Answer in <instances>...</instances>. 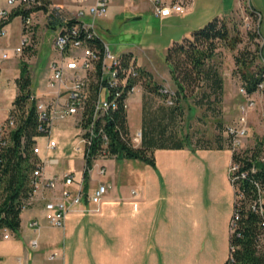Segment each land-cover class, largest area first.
Listing matches in <instances>:
<instances>
[{
    "label": "crops",
    "instance_id": "0c3cea01",
    "mask_svg": "<svg viewBox=\"0 0 264 264\" xmlns=\"http://www.w3.org/2000/svg\"><path fill=\"white\" fill-rule=\"evenodd\" d=\"M139 1L109 0L103 17L114 21L117 16L153 12L152 0ZM240 1L232 0L229 7L222 5L223 14L219 12L218 17L231 15L239 7ZM0 6L5 7L6 1L0 0ZM193 6L194 0L184 12L159 18L166 22L165 27L170 28L173 16L188 15ZM204 9V15H207L208 9ZM38 17L36 33L44 26L41 16ZM18 24L21 38L20 18ZM194 29L191 25L184 26L178 37L171 36L166 40V49L174 41L190 36ZM45 30L49 32L44 26ZM95 30L100 37L97 26ZM3 52L8 55L6 58H1ZM123 53H130L137 62L130 49ZM13 54L10 56L8 50L0 45V88L13 91L12 101L18 90L16 78L20 63L24 60L20 57L21 53ZM30 59L24 61L31 78V92L37 98H46L49 91L43 86V81L46 82L50 74L48 61L38 78L39 86L33 87L32 83L36 80L34 67L38 58ZM137 64L150 72L154 80L169 86L170 73L161 72L157 76L144 65ZM156 99L157 96L141 85L128 97V131L130 136L136 131L141 132L140 139L134 142L136 146L141 143L142 130L146 131L142 120L144 102L155 109L162 102ZM12 101L9 107H3L0 120L5 117V111L12 107ZM185 104L184 124L189 118L197 121L202 117L198 115L200 106L190 101ZM77 133L76 118L73 116L56 121L48 135L36 137L35 144L40 149L36 158L38 162L56 159L57 162L46 165L43 172L48 176H57L58 183L54 189L37 192L31 204L21 210L19 229L11 230L8 238H0V264H39V257L58 259L57 264H224L229 250V221L234 204V191L227 174L232 161V151L228 145L218 147L214 137H200L192 142V136L184 127L182 133L188 135L184 145L180 148H155L154 166L135 158H116L113 155L97 157L88 177L84 179V157L76 154L72 148ZM48 139L56 143L55 148L47 147ZM77 161L80 162L79 166H76ZM101 166L105 167L104 173L99 172ZM67 172L74 176L72 190L80 181L85 192L92 191L99 183L107 184V192L98 205V211L92 210L95 204L84 200L72 207L64 226L58 227L50 225L45 219L43 206L46 199L60 195L62 177ZM132 190L136 191L135 195H132ZM24 210L27 212L23 213ZM33 219L40 222L37 249L29 246V239L36 235L34 227L30 226ZM45 229L47 231L43 232ZM30 251L33 252L32 256ZM53 252L56 253L55 258L48 259V254Z\"/></svg>",
    "mask_w": 264,
    "mask_h": 264
},
{
    "label": "trees",
    "instance_id": "16d2710c",
    "mask_svg": "<svg viewBox=\"0 0 264 264\" xmlns=\"http://www.w3.org/2000/svg\"><path fill=\"white\" fill-rule=\"evenodd\" d=\"M252 13L258 11L250 5ZM27 11L13 9L8 22L19 14ZM224 17H214L205 25L194 29L190 36L174 41L166 49L165 60L169 68L171 80L175 88L171 96L172 103H167L168 93L161 91L166 86L152 78L150 72L137 64V76H132L130 82L137 83L153 96L160 97L155 109L143 105L142 140L136 146L131 141L128 131L126 108L123 107L124 95L117 97L116 108H109L102 115L93 117L94 99L97 95V81L91 79L89 96L84 111V126L94 120L95 134L89 146L90 155L84 157L83 175L86 179L96 155L106 150L109 156L116 158H135L155 165V148H180L186 142L187 134H183L179 122L183 117V102H188V91L193 87H205V91L194 103L198 106L212 105V94L218 98L222 92V78L214 64L207 63L215 54L218 40H228L230 29L223 20ZM258 32V30H257ZM237 40V39H236ZM96 46L102 49V40L96 38ZM101 53V50L99 51ZM132 55L122 56L123 65H127ZM262 57V56H261ZM246 64V61L243 62ZM240 69L242 84L249 92L253 91L263 68L260 63L253 70L248 66ZM100 71V63L96 65V76ZM17 93L12 101V110L16 117V125L11 129L8 142L0 150V226H6L16 231L20 226V205L31 190L30 173L40 164L33 153L35 139L45 131H39L35 99L30 100L31 78L26 61L21 60L20 72L16 78ZM208 90V91H206ZM189 107V105H188ZM102 133L108 136L106 147H102ZM146 137V138H145ZM227 144L230 148V137L219 139L218 147ZM263 141L243 151H232V161L240 162V169L246 170L243 177L236 179L240 196L235 203L237 218L235 225L229 231L230 264H264V203L262 209L257 203L256 182L264 184V160L258 155ZM254 166L255 170H251ZM255 203V207L253 204ZM225 264V262H224Z\"/></svg>",
    "mask_w": 264,
    "mask_h": 264
},
{
    "label": "built area",
    "instance_id": "2783aa9c",
    "mask_svg": "<svg viewBox=\"0 0 264 264\" xmlns=\"http://www.w3.org/2000/svg\"><path fill=\"white\" fill-rule=\"evenodd\" d=\"M6 6H0V35L7 32V24L13 9H22L26 14H19L21 19V39L20 44L13 48L15 54H20L26 46L34 44L36 39V19L40 15L43 18V24L49 30V44L51 50L55 52L47 63L50 71L46 80V87L49 96L46 98H37L31 93L30 100L35 99V108L38 118L39 131H45L43 135H48L53 124L58 120L76 118L78 133L73 142V151L82 156L90 155V144L95 134L93 121L84 126V111L86 101L89 96V86L92 78L97 81V95L94 99L93 117L102 115L109 108H116L117 97L124 95L123 107H127L128 97L137 89V83L130 82L132 76H137V65L133 56L123 65L122 56L113 55L107 43L102 41V49L96 46V38H100L95 30L96 19L103 17L108 8L109 0H5ZM137 1V0H127ZM153 11L155 15L164 17L173 13H182L191 7L192 0H152ZM101 50V53L99 52ZM8 55L3 52L1 58ZM0 58V60H1ZM100 63V71L96 76V65ZM261 68L264 69V58L261 57ZM168 93L167 103H172L171 96L174 90L168 86L161 89ZM239 92L243 99L239 104L240 114L237 119L226 125V132L230 137L231 151H243L244 140L248 134L246 117L251 109L260 106L261 98H264V71L255 84L253 91L249 92L244 84L239 87ZM3 106L0 102V110ZM264 117V108L261 111ZM16 125V117L12 107L5 111V117L0 120V150L8 142V137L12 128ZM102 147H106L108 136L102 133ZM140 131L130 136L131 141L137 142ZM263 141V140H262ZM48 148H55L56 143L48 139ZM243 146V148H242ZM241 147V148H240ZM33 153H39V145H33ZM109 153L102 150L96 157H107ZM259 160H264V141L258 155ZM57 161L50 158L40 162L30 173L31 190L25 200L20 205L21 210L28 207L34 195L39 191L54 189L58 183L57 176H48L44 174L43 169L46 165H53ZM251 170H255L251 166ZM105 167L101 166L100 173H104ZM246 170L240 169L239 161H231L228 167V178L234 191L233 212L229 221V231L234 227L237 218L235 203L240 196L239 188L236 185V179L243 177ZM1 175V163H0ZM74 182V176L67 172L62 177L63 187L59 196L48 198L44 201V217L50 225L63 227L67 214L72 207L82 203L84 200L93 203L96 206L92 208L98 211V205L102 202L106 192L107 184L99 183L92 191L85 192L82 182H77L75 190L71 189ZM257 203L262 209L264 203V184L256 182ZM136 194L135 190L131 191ZM255 207V203L253 204ZM264 212V211H263ZM30 226L34 227L36 235L29 239L31 249L39 247L38 231L40 222L33 219ZM10 229L6 226H0V238H8ZM56 253L48 254V259L55 258ZM225 264H230V247L226 257Z\"/></svg>",
    "mask_w": 264,
    "mask_h": 264
},
{
    "label": "rangeland",
    "instance_id": "374dc122",
    "mask_svg": "<svg viewBox=\"0 0 264 264\" xmlns=\"http://www.w3.org/2000/svg\"><path fill=\"white\" fill-rule=\"evenodd\" d=\"M231 1L194 0L191 13L184 16H173V25L170 28L165 27L166 22L160 20L159 16L153 13L154 11H145L143 14L137 13L125 17L117 16L114 21L102 17L96 19L95 25L100 37L108 44L113 55L120 56L124 50L130 49L133 51L137 63L144 65L154 75L158 76L161 72L169 74V68L165 60L166 40L171 36L178 37L184 26L191 25L196 29L205 25L209 20L217 17L219 12L223 14L221 6L226 5V7H229ZM248 3L256 8L258 14L251 12ZM204 8L208 9L207 12L209 13L207 15H204ZM132 16H139V18L132 19ZM19 18V16H15L12 22L7 24V32L0 35V45L8 50L10 56L14 55L13 47L20 44ZM38 18L36 19L37 22L39 21ZM41 20L43 21L42 17ZM223 20L230 29L228 40H218L215 54L207 60V63L214 64L217 67L222 78V92L219 100L212 94L210 98L212 105L206 109L205 106L200 107L198 115L202 117L199 120L194 121L189 118L187 124H184L183 119L179 122L182 131L184 127L187 128L189 135L192 136V142L200 137L202 139L214 137L213 139L216 141L219 139L227 140L226 125L234 122L239 116V104L243 99L239 92V87L242 84L240 69L241 67L244 69L243 66H248V70L255 69L261 61V56H264V0H241L236 11L224 17ZM49 36V32H46V30L44 32L43 26V28H40V32L36 33L34 44L24 47L21 52V59H30L35 56L38 58V63L34 67L36 80L32 83L33 87L39 86L38 78L43 74L44 65L55 54L51 50ZM244 61H246V64H243ZM44 82L43 86H46ZM168 87L175 88L172 80L169 81ZM203 91H205V87L191 88L188 91V94H190L188 101L197 102ZM11 94H13L12 90L5 91L0 88V101L3 107L11 105L13 98ZM159 99L160 97H157L155 101H159ZM182 105L185 110V102ZM263 108L264 98H261L260 106L251 109L247 114L248 134L244 140V149L252 147L258 140L264 141V117L261 114ZM2 115L3 109L0 110V116ZM140 137L141 132L139 139ZM225 145L227 147L226 143ZM67 151H69V146H67ZM79 165L80 162L77 161L76 166ZM26 212L27 210L23 211V213ZM46 231V229L43 230V232ZM29 254L32 256L33 252L30 251ZM58 262V259L47 260L43 257H39L38 260L39 264H57Z\"/></svg>",
    "mask_w": 264,
    "mask_h": 264
},
{
    "label": "water",
    "instance_id": "95a60500",
    "mask_svg": "<svg viewBox=\"0 0 264 264\" xmlns=\"http://www.w3.org/2000/svg\"><path fill=\"white\" fill-rule=\"evenodd\" d=\"M134 19H137V18H139V16H135V17H133Z\"/></svg>",
    "mask_w": 264,
    "mask_h": 264
}]
</instances>
